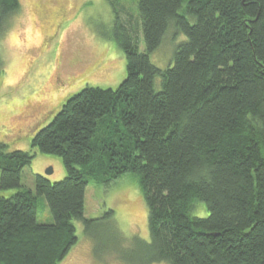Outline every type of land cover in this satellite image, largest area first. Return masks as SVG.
I'll list each match as a JSON object with an SVG mask.
<instances>
[{"label":"trees","instance_id":"obj_1","mask_svg":"<svg viewBox=\"0 0 264 264\" xmlns=\"http://www.w3.org/2000/svg\"><path fill=\"white\" fill-rule=\"evenodd\" d=\"M106 1L126 78L68 96L31 138L63 159L60 182L35 175L36 194L26 189L35 155L0 143V188L17 190L0 195V264H60L79 243L75 221L95 254L109 243L125 264H264V0H138V25ZM20 7L0 0V37ZM167 41L162 70L150 54ZM127 173L140 177L150 240L123 248L113 210L86 218V192ZM41 197L53 224L38 223ZM198 202L208 217L192 216ZM102 221L112 242L93 232Z\"/></svg>","mask_w":264,"mask_h":264},{"label":"rangeland","instance_id":"obj_2","mask_svg":"<svg viewBox=\"0 0 264 264\" xmlns=\"http://www.w3.org/2000/svg\"><path fill=\"white\" fill-rule=\"evenodd\" d=\"M118 1L124 19L138 25V0ZM20 4L0 37V143L9 151L35 155L23 171L21 184L36 194L35 175L55 183L67 174L63 159L32 148L31 138L52 122L68 96L85 87L116 89L126 78V60L115 38V13L106 0H20ZM185 40L180 33L175 47ZM138 43L144 52L143 33ZM165 45L150 54L162 70L172 65L175 51L168 41ZM16 191L0 188V195L8 198ZM38 204V223L53 224L45 197ZM109 210L115 212L114 222H107L115 223L123 234V248L134 238L150 240L148 208L137 174L127 173L110 187L89 185L86 218L100 219ZM192 216L208 217L206 204L196 203ZM104 222L97 225L100 233L96 228L93 232L100 240L112 242ZM74 223L79 243L60 264H125L109 243L95 254L83 223Z\"/></svg>","mask_w":264,"mask_h":264},{"label":"water","instance_id":"obj_3","mask_svg":"<svg viewBox=\"0 0 264 264\" xmlns=\"http://www.w3.org/2000/svg\"><path fill=\"white\" fill-rule=\"evenodd\" d=\"M50 173H51V171H50V170H48V171H47V174H50Z\"/></svg>","mask_w":264,"mask_h":264}]
</instances>
